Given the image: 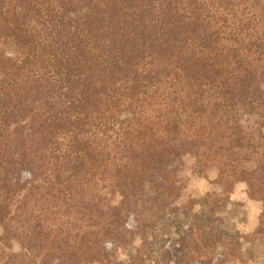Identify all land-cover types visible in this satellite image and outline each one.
Instances as JSON below:
<instances>
[{"label":"trees","instance_id":"obj_1","mask_svg":"<svg viewBox=\"0 0 264 264\" xmlns=\"http://www.w3.org/2000/svg\"><path fill=\"white\" fill-rule=\"evenodd\" d=\"M0 43V264L251 263L217 210L264 204V0H0Z\"/></svg>","mask_w":264,"mask_h":264},{"label":"rangeland","instance_id":"obj_2","mask_svg":"<svg viewBox=\"0 0 264 264\" xmlns=\"http://www.w3.org/2000/svg\"><path fill=\"white\" fill-rule=\"evenodd\" d=\"M1 51L7 54L13 52L9 45L0 43ZM187 175L189 178L185 193L187 197L201 200L211 192L218 190V186L212 181L213 173L206 178L187 169ZM263 205L262 202L247 197L244 185L239 184L233 189L228 201L217 210V215L222 218L223 228L229 233L240 236L242 246L251 252L250 264H264V224L262 231H259L258 228L259 214ZM206 209L201 202H197L194 206V210L197 212ZM172 217L176 220L175 223L165 230L161 238L162 242L153 246L152 253L168 252L175 261L177 255L175 251L176 240L185 233L189 221L179 202L175 204Z\"/></svg>","mask_w":264,"mask_h":264}]
</instances>
